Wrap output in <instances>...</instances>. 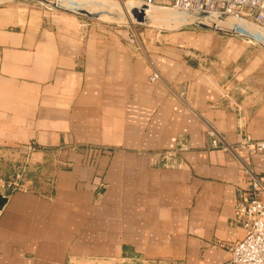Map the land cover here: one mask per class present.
Here are the masks:
<instances>
[{
  "label": "crops",
  "instance_id": "0c3cea01",
  "mask_svg": "<svg viewBox=\"0 0 264 264\" xmlns=\"http://www.w3.org/2000/svg\"><path fill=\"white\" fill-rule=\"evenodd\" d=\"M153 8L117 22L0 0V149L56 164L47 193L0 188V264L228 263L242 165L264 185V150L213 148L207 125L264 141V84L237 99L222 82L264 77L263 47Z\"/></svg>",
  "mask_w": 264,
  "mask_h": 264
},
{
  "label": "built area",
  "instance_id": "2783aa9c",
  "mask_svg": "<svg viewBox=\"0 0 264 264\" xmlns=\"http://www.w3.org/2000/svg\"><path fill=\"white\" fill-rule=\"evenodd\" d=\"M46 8H54L72 13H81V9L91 8L88 0H40ZM148 7L155 3L170 10V19L180 20L184 26L207 27L227 35H238L248 38L251 43L264 47V0H137ZM89 10V9H88ZM92 10V9H90ZM221 23H229L222 25ZM232 25V26H231ZM236 28H241L252 35H246ZM128 43L135 45L136 34L130 32ZM159 75L153 71L150 80L155 81ZM236 104V103H235ZM238 107V104H236ZM210 146L225 150L238 148L254 154L264 150V141L254 139L243 133L235 145L227 143L216 130L207 125ZM29 151L32 144L25 145ZM89 161L93 162L97 151L108 152L106 147L88 146ZM172 151H166L163 165H170ZM242 171L248 183L247 192L235 203V216L244 229L241 239L226 243L230 258L227 264H264V201L260 197L264 189L262 179L245 164ZM20 188L13 187L12 190ZM127 264V263H125Z\"/></svg>",
  "mask_w": 264,
  "mask_h": 264
},
{
  "label": "rangeland",
  "instance_id": "374dc122",
  "mask_svg": "<svg viewBox=\"0 0 264 264\" xmlns=\"http://www.w3.org/2000/svg\"><path fill=\"white\" fill-rule=\"evenodd\" d=\"M97 1H100V3L94 6V10L98 9L104 11V13L100 15V19L117 22H126V16H131L133 19L129 7L125 5L126 0ZM132 2L141 4V2L137 0H132ZM112 5H115L113 9L110 8ZM86 9L90 10L89 7H86ZM148 16L149 13H147L146 17ZM96 18H99V16ZM133 21L137 22L135 19H133ZM246 40L251 43L248 38H246ZM262 54H264V47L263 50H260L258 56ZM254 76V73H252L249 78L227 76L226 79L222 81L224 83L223 88L234 98H244L249 93V88L264 84V77L259 75ZM35 152V150L29 151L25 146L16 147L13 150L0 149V184L3 185L0 186V188L13 189V187H15L37 193L49 192L52 182V172L56 165L55 159L52 155L43 157Z\"/></svg>",
  "mask_w": 264,
  "mask_h": 264
},
{
  "label": "water",
  "instance_id": "95a60500",
  "mask_svg": "<svg viewBox=\"0 0 264 264\" xmlns=\"http://www.w3.org/2000/svg\"><path fill=\"white\" fill-rule=\"evenodd\" d=\"M129 7V10L131 12V15L133 17V19H135L137 22L139 23H145L146 20H147V9L148 7H146L147 5L145 4H138V3H129L127 5ZM81 13L83 14H86L90 17H96V16H99V15H102L104 13V11H100V12H97V13H91L85 9H81L80 11ZM237 31L243 33V34H246V35H252L251 33L241 29V28H236ZM6 201V196L5 195H2L0 194V208L3 206L4 202Z\"/></svg>",
  "mask_w": 264,
  "mask_h": 264
},
{
  "label": "bare ground",
  "instance_id": "6f19581e",
  "mask_svg": "<svg viewBox=\"0 0 264 264\" xmlns=\"http://www.w3.org/2000/svg\"><path fill=\"white\" fill-rule=\"evenodd\" d=\"M90 3H88L89 4V6L91 7L90 9H92V11H94V6H97L99 3H100V1H97V0H88ZM113 4V3H112ZM106 5V4H105ZM116 5V4H115ZM115 5H112V6H110V8L111 9H113L114 7L113 6H115ZM152 8H153V6L152 5H150L149 7H148V9H147V12L151 15V14H153V13H156V11L154 12L153 10H152ZM154 9V8H153ZM155 10V9H154ZM158 11H159V9H158ZM163 12V11H162ZM162 12H161V14H162ZM158 14H160V13H158ZM155 16H156V14H155ZM150 18V17H149ZM156 18V17H155ZM111 19V18H110ZM109 19V20H110ZM115 19V18H114ZM177 22V21H176ZM180 22V21H179ZM175 23V22H174ZM177 24V23H176ZM222 25H229V23H221ZM174 25V24H173ZM179 25V24H178ZM232 26V25H231Z\"/></svg>",
  "mask_w": 264,
  "mask_h": 264
}]
</instances>
